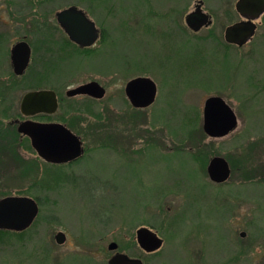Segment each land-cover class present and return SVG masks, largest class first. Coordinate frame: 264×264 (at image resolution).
<instances>
[{"label":"rangeland","instance_id":"obj_1","mask_svg":"<svg viewBox=\"0 0 264 264\" xmlns=\"http://www.w3.org/2000/svg\"><path fill=\"white\" fill-rule=\"evenodd\" d=\"M197 1L212 23L194 33L184 16ZM236 1L0 0V199L40 202L30 234L0 237V264H107L112 242L145 264H264V178L256 172L264 168V15L249 43L225 46V28L241 21ZM70 6L101 31L91 52L65 48L54 14ZM41 25L58 29L49 35L53 56L43 62ZM23 38L33 62L19 79L9 52ZM137 75L154 82L157 99L126 113L123 89ZM89 81L105 88L104 98L65 95ZM36 90L59 96L57 113L84 145L79 161L56 169L18 142L10 121L21 119L22 97ZM211 97L221 98L237 121L224 137L202 130ZM197 144L200 157H208L204 164L191 151ZM213 157L229 165L224 183L207 176ZM44 170L61 176L57 184L48 181L50 189L39 184ZM141 226L162 242L151 256L137 245ZM59 231L65 240L56 244Z\"/></svg>","mask_w":264,"mask_h":264},{"label":"water","instance_id":"obj_2","mask_svg":"<svg viewBox=\"0 0 264 264\" xmlns=\"http://www.w3.org/2000/svg\"><path fill=\"white\" fill-rule=\"evenodd\" d=\"M235 12L243 19L227 26L224 30L223 39L227 45L242 47L254 36L256 25L254 20L264 13V0H237L234 5ZM198 5L195 10L185 16L186 27L196 33L202 28L211 25L208 15L201 12ZM56 21L63 30L69 41L79 49L92 47L99 39V30L95 23L87 15L76 7H69L56 13ZM24 43H18L11 48V62L16 68H25L28 57L25 55ZM138 81V80H137ZM135 81L134 83H138ZM143 81V80H142ZM146 81V80H145ZM141 84V83H139ZM105 90L97 82H88L69 89L66 96H88L100 100L104 97ZM154 92L151 94L153 100ZM128 97L133 101V93ZM134 104V103H133ZM20 113L23 116H34L37 114H53L57 110V99L55 93L48 90L31 91L26 93L20 102ZM237 127V121L233 111L219 97L208 98L204 102L202 112V130L209 138H220L228 135ZM17 132L29 137L32 148L41 157H46L49 163H62L58 161L69 144L72 158L81 155V141L65 127L57 124H35L32 122H21L18 124ZM209 180L216 184L226 182L230 177V168L227 161L221 157H213L206 167ZM37 213L35 202L26 197H5L0 199V230H14L15 232L27 228ZM140 231L137 232V241L140 242ZM244 235L241 234V237ZM65 240V234L57 232L54 241L61 244ZM161 241L157 239L155 249L160 246ZM110 252L117 249L115 243L107 247ZM107 264H141L138 260H128L123 254L116 253Z\"/></svg>","mask_w":264,"mask_h":264},{"label":"flooded vegetation","instance_id":"obj_3","mask_svg":"<svg viewBox=\"0 0 264 264\" xmlns=\"http://www.w3.org/2000/svg\"><path fill=\"white\" fill-rule=\"evenodd\" d=\"M198 5H200V7H201V12L202 13H205L204 11H203V2L202 1H197L195 4H194V10H195V8L198 6ZM70 7H75V6H70ZM69 8V7H68ZM77 8V7H76ZM67 9V8H66ZM78 9V8H77ZM81 10V9H80ZM193 10V11H194ZM193 11H191V12H193ZM59 12V11H58ZM84 12V11H83ZM191 12H189V13H191ZM57 13V12H56ZM56 13L54 14V18H55V22H56V24L58 25V23H57V21H56ZM85 13V12H84ZM86 14V13H85ZM188 13H186V15H187ZM206 15H208L209 17H210V19H211V23H212V15H210V14H208V13H205ZM185 15V16H186ZM264 15V13L263 14H261L260 16H259V18H257V19H255L253 22H254V24H255V22L256 21H258L262 16ZM185 16H184V19H185ZM241 20H243L242 18H241ZM47 25V24H46ZM256 25V24H255ZM48 26V25H47ZM47 26H41L40 27V29L41 28H44L45 29V27H47ZM96 26V25H95ZM210 26L211 25H209L208 27H206V28H204V29H208V28H210ZM58 27H59V25H58ZM54 30V31H57L58 29H60V31L62 32V34H64L65 35V33L63 32V30L59 27L58 29H57V26H54V27H49L48 28V31L45 29V31L44 32H42L43 34H44V37H45V39L43 40V42H42V47H41V57L39 58V60L40 61H44L46 58H43V56L44 55H46V56H48V57H52L53 55L49 52V50L48 49H52L53 48V46H52V44H53V42H50V37H49V35H51L52 34V30ZM57 29V30H56ZM98 29V28H97ZM49 30L51 31V32H49ZM99 30V29H98ZM256 30H257V26H256ZM256 30H255V32H256ZM200 31V30H199ZM198 31V32H199ZM197 33V32H196ZM255 35V34H254ZM66 36V35H65ZM67 37V36H66ZM102 37V34H101V31L99 30V39L98 40H100V38ZM254 37V36H253ZM0 39H1V36H0ZM68 39V38H67ZM253 39V38H252ZM251 39V40H252ZM69 40V39H68ZM98 40L96 41V43L98 42ZM250 42V41H249ZM248 42V43H249ZM18 43H24L25 45H26V47H25V55L28 57V62H27V60H26V63H25V68H24V70H22V73L21 74H19V73H17V72H21V69L20 68H16L15 67V64H13L12 62H11V58H10V52H9V58H10V66H11V68H12V73H13V76H15V77H17V78H23V77H25V76H27V74H28V71H29V69H30V67H31V65H32V49H31V46L29 45V43H27V39L26 38H23L22 40H20V41H18V42H16V43H14V45H16V44H18ZM95 43V44H96ZM73 44V43H72ZM94 44V45H95ZM13 45V46H14ZM73 45H75V44H73ZM93 45V46H94ZM12 46V47H13ZM76 46V45H75ZM92 46V47H93ZM11 47V48H12ZM77 47V46H76ZM63 48V46L62 47H59V48H57L58 50L59 49H62ZM78 48V47H77ZM91 48V47H90ZM90 48H85V49H90ZM79 49V48H78ZM80 50H84V49H80ZM10 51H11V49H10ZM31 71V70H30ZM32 72V71H31ZM10 78H11V76H7L5 79H2V81L3 82H6V81H10ZM138 80V81H137ZM143 80V81H142ZM146 80V81H145ZM135 81H137L138 83H134ZM89 82H92V81H89ZM94 82H96V81H94ZM86 83H88V82H86ZM98 83V82H97ZM139 83H141V84H139ZM85 84V83H84ZM99 84V83H98ZM82 85V84H81ZM100 85V84H99ZM79 86V85H78ZM101 86V85H100ZM5 87V86H4ZM102 87V86H101ZM3 89V92H8L9 90H7L6 88H2ZM104 90H105V88H104ZM36 91H39V90H36ZM48 91H52V92H54L55 93V96H56V99H57V110L53 113V114H37V115H34V116H30V117H27V116H23L21 113V119H18V118H16V119H14V120H12V121H10V123L11 124H13V125H15V128H16V132H17V127H18V124L19 123H21V122H32V123H35V124H44V125H46V124H57V125H61V126H63V127H65L67 130H69L72 134H74L75 136H77L78 138H79V140L81 141V138L79 137V135L77 134V133H75V132H73L65 123H64V121H63V116L61 117L60 116V113H57L58 112V110H59V108H60V99H59V96L57 95V93L55 92V91H53V90H48ZM29 92H31V91H29ZM67 92V91H66ZM66 92H65V95H66ZM123 92H124V96H125V99H126V101L128 102V104L130 105V108L131 109H125L124 111L126 112V113H129V111L130 110H135V111H137L136 113H139V112H142V111H144V110H147V109H149V108H151L153 105H154V103H155V101H156V99H157V88H156V85L154 84V82L151 80V79H149L148 77H145V76H140V75H137V76H135V77H133V78H131V79H129L127 82H126V84H125V86H124V89H123ZM129 92H131V93H133V101L131 102L130 101V99H129V97H128V93ZM154 92V96H153V100L150 98L151 97V94ZM28 93V92H27ZM10 94V93H9ZM105 95H106V90H105ZM105 95H104V97H105ZM75 97H86V98H88V100H90V101H99V100H96V99H92V98H90V97H88V96H75ZM74 97V98H75ZM103 97V98H104ZM69 98V97H68ZM101 100V99H100ZM207 100V99H206ZM205 100V101H206ZM134 103V104H133ZM20 110V109H19ZM18 133V132H17ZM18 135H19V141L20 142H22V141H25L26 143L28 142L29 143V145H30V147L32 148V146H31V142H30V139H29V137H27V135L26 136H23V135H21V134H19L18 133ZM70 149H71V146L68 144L67 145V148L65 149V152H64V154L62 155V156H60V159L58 160V161H63L62 163H49L48 162V160H47V158L46 157H41V156H39L38 154H37V152L32 148V150L35 152V154H36V156L40 159V160H42L43 161V163H45V164H48V165H52V166H68V165H71V164H73V163H75V162H77V161H79L80 159H82V157H83V155H84V151H85V149H84V145H83V142L81 141V149H82V153H81V155L79 156V157H77V158H72V154H70ZM23 197H25V196H23ZM5 198V197H4ZM27 198V197H26ZM31 199V198H30ZM34 202H35V204H36V206H37V213H36V215H35V217H34V219H33V221L31 222V224L27 227V228H25V229H23V230H21V231H18V232H16V233H23V232H27V230H30L32 227H33V225H34V223L36 222V220H37V218H38V216H39V213H40V208H39V205H38V203H37V201L35 200V199H32ZM0 231H8V232H15L14 230H0ZM138 231H140L141 233H140V235H139V237H140V242H138L137 241V238H136V242H137V245H138V247H139V249L144 253V255H146V256H151L152 254H155L156 252H158L159 250H160V248H161V246H162V242L160 243V246L157 248V249H155V247H156V245H157V239H159L158 238V236H157V234H156V232H153L151 229H149V228H147V227H144V226H141L139 229H137L135 232V237H137V232ZM160 240V239H159ZM161 241V240H160ZM112 254L109 256V259L114 255V254H116V253H119V254H123L128 260H138L139 262H141V264H145V262L141 259V258H138V257H129L128 255H126V254H124V253H121V252H119L118 251V246H117V249L115 250V251H113V252H111ZM109 259H108V261H109ZM108 261H107V263H108Z\"/></svg>","mask_w":264,"mask_h":264},{"label":"trees","instance_id":"obj_4","mask_svg":"<svg viewBox=\"0 0 264 264\" xmlns=\"http://www.w3.org/2000/svg\"><path fill=\"white\" fill-rule=\"evenodd\" d=\"M41 26H46V25H41ZM40 26V27H41ZM1 40V39H0ZM64 45H65V48H66V46L67 45H70L71 47H72V49H74L75 51H77L78 53H88V52H91L92 51V49H84V50H80V49H78L75 45H73L72 43H70L67 39H64ZM225 46H228V45H226L225 44ZM42 47V41H40V44H39V48H41ZM64 48V49H65ZM63 49V50H64ZM90 54V53H89ZM88 101H90V100H88ZM70 126V125H69ZM2 130L0 129V139H2L4 136H2V132H1ZM17 135V134H16ZM18 136V135H17ZM200 136L201 137H203V134H202V132L200 131ZM19 137V136H18ZM18 142H20V141H18ZM17 142V143H18ZM254 147V146H253ZM191 151H192V153H194V154H196V155H193V156H195V157H197L198 159H200L201 160V163L202 164H204V162H206L205 161V159H207V158H201L200 157V155L199 154H202L203 152H204V150L203 149H201V146H200V144H197V145H195V146H192L191 147ZM197 154L199 155V156H197ZM204 160V161H203ZM55 167V166H54ZM46 169H47V167H45ZM56 168V167H55ZM57 169V168H56ZM53 172V171H52ZM57 171L55 170V173H56ZM258 174H261V175H263V177L262 178H264V168H262V170H260V169H257V171H256ZM58 173V172H57ZM52 175V174H51ZM50 175V172H47V170H44V173H43V176L46 178V180L45 181H43V182H41V183H39L41 186H43L45 189H50V185H52V183H50V185H49V183H48V181H54V184L56 183H58V181L59 180H61V176L59 175V177H58V175L57 174H54V175H52L51 176ZM49 191V190H48ZM34 198H36V197H34ZM36 201H37V203L39 204L40 202L38 201V199H35ZM32 228H34V225H33V227ZM30 232H31V230H27V232H23V233H16V232H8V231H0V237H17V239H20V240H22L23 239V236H25L26 234H30Z\"/></svg>","mask_w":264,"mask_h":264}]
</instances>
